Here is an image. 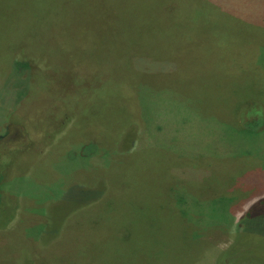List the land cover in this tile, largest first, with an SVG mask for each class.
I'll list each match as a JSON object with an SVG mask.
<instances>
[{"label": "rangeland", "instance_id": "374dc122", "mask_svg": "<svg viewBox=\"0 0 264 264\" xmlns=\"http://www.w3.org/2000/svg\"><path fill=\"white\" fill-rule=\"evenodd\" d=\"M186 1L224 42L127 30L125 0L0 6V264H264V0Z\"/></svg>", "mask_w": 264, "mask_h": 264}, {"label": "trees", "instance_id": "16d2710c", "mask_svg": "<svg viewBox=\"0 0 264 264\" xmlns=\"http://www.w3.org/2000/svg\"><path fill=\"white\" fill-rule=\"evenodd\" d=\"M84 1L90 2L94 0H0V6H2L3 9L5 8L7 12H9L10 15L14 16L16 19H18L21 16H24V17L26 16L30 19H33L34 23H40V19L47 18L53 15L64 18L66 15L65 14L66 10L65 8L61 6V3H67L72 6H77V8H79L84 5ZM125 1L127 3L125 17H127V19H131V24L126 25L127 30L128 29H139V28H144V27L146 28L147 26H150L154 23L159 22L158 25L160 27L159 29L161 32L169 28L189 29V30L200 29L203 32L211 31V33L215 35V37H213L211 41L215 44H221L225 40L219 32L215 31L216 27H218L217 22L215 20L213 19L205 20L197 14H195L194 16L192 11L196 5H200V4H192V2H187L186 0H178V3H177L178 9L174 12L167 13L159 9V6L161 4L156 5L154 3V1L160 2L163 0H125ZM165 1H168V0H165ZM209 1L210 0H208L204 4V6ZM55 8H57L56 13H55ZM166 18L172 20V22L170 24L169 23L167 24ZM175 19L178 20L177 25L174 24ZM148 53L157 55V57H160L163 61H171L173 67H175V73H174L175 75L176 73H179V71L183 73V70L177 67L178 64L176 63L177 64L176 65L173 62V57L170 52H168V55L165 53H160V52H155V51H149ZM229 56L233 58L234 53H230ZM245 59L252 60L254 59V56L252 53L250 54L246 53ZM222 88L225 93L224 96L222 97V95H219V90L213 89V90H216L214 94L219 95V96H214V98L217 99V98L222 97L223 105L227 109H229L236 101L238 94H237V91L235 90V85L231 82L228 84H225L224 86H222ZM215 99H210V100H212L213 102V100ZM216 101L213 102L212 108H216V105H215ZM225 101H227V103H225ZM244 114H246V112L243 113V115ZM195 115L197 116V113H195ZM244 117H246V115ZM197 118L199 120L202 119L199 116H197ZM224 118L229 121L232 120L230 116L226 115V112H225ZM1 140H3L4 142V139H1ZM175 204H177V202ZM181 211L184 213V216L186 217L185 210H181ZM156 215L159 220H164L162 213H157ZM243 219H241L240 223L243 221ZM154 227L159 228L155 225ZM188 238L192 240L194 239V241H196L198 237L195 234L194 235L191 234L190 236V233L188 232L186 225H183L181 228V233L180 235H178V241L182 242V241L187 240ZM157 243L160 248V256L168 254V250L166 249L165 245L160 240ZM231 246L228 249H226L223 253L219 254L216 260V264H233L234 247H231ZM225 256L228 258L226 262L223 260Z\"/></svg>", "mask_w": 264, "mask_h": 264}]
</instances>
